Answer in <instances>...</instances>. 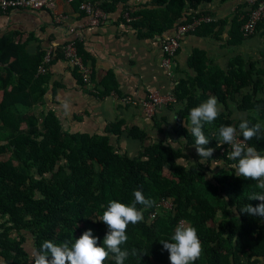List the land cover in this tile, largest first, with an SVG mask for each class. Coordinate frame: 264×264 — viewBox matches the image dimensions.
I'll return each instance as SVG.
<instances>
[{
    "label": "trees",
    "instance_id": "1",
    "mask_svg": "<svg viewBox=\"0 0 264 264\" xmlns=\"http://www.w3.org/2000/svg\"><path fill=\"white\" fill-rule=\"evenodd\" d=\"M84 1L78 0L77 6ZM91 1L107 14L125 2ZM213 1L154 0L158 10L130 15L139 17L134 25L141 35L163 36L194 17L210 16L199 7ZM241 9L229 32L232 46L258 33L264 39V22L258 24L254 35L244 34L242 28L254 7L246 0ZM222 24L225 21H215L201 28L213 31ZM76 44L89 64L82 45L78 41ZM45 54L29 55L25 45L12 36L0 38V257L4 264H34V254L41 251L43 242H67L71 246L87 230L98 238L97 246L103 247L108 232L101 221L103 212L110 201L130 205L137 190L154 205H136L143 212V221L127 228L128 241L121 246L130 253L125 264H170L169 253L161 243L173 242L171 237L182 221L197 229L203 245V254L195 264H264V218L243 213L246 205L257 207L261 203L249 197L264 190L256 186V181L236 176L232 165L238 161L229 159L230 145L217 146L221 143L220 127H234L227 107L228 101H233L240 112L249 115L250 127L261 125L258 137L246 141L244 148L255 147L264 156V69L253 63L248 68L237 57L228 72L212 70L206 53L194 52L190 66L196 75L181 81L176 89V102L183 104L177 112V135L196 150L195 137L183 126H190V110L211 96L226 106L217 120L202 129L210 141L206 147L215 151L201 162L197 152L194 158L184 146L178 148L163 140L145 145L137 157H130L115 147L107 134L66 131L52 111L43 114L39 127L37 118L30 114L44 101L48 90V67L38 75ZM107 75H98L102 95L117 89L113 74ZM120 124L113 125L109 132L123 134ZM127 131L134 140L144 142L147 138L136 127ZM237 134L244 139L240 132ZM164 202L172 207L163 206ZM133 249L141 255L132 256ZM46 255L51 261L50 252ZM103 264H116L114 254L109 253Z\"/></svg>",
    "mask_w": 264,
    "mask_h": 264
},
{
    "label": "crops",
    "instance_id": "2",
    "mask_svg": "<svg viewBox=\"0 0 264 264\" xmlns=\"http://www.w3.org/2000/svg\"><path fill=\"white\" fill-rule=\"evenodd\" d=\"M77 3L78 0L70 5L59 3L58 12L65 16L61 24L50 11L0 12V38L12 36L25 45L26 53L32 56L41 51L55 50L53 61L48 66L49 85L44 101L36 105L30 114L37 118L39 127L43 114L52 111L66 131L91 136L107 134L112 144L130 157H137L143 147L153 141L167 143L171 139L173 142L167 144L178 148L184 146L185 151L196 158V150L177 135L178 119H172L183 108L182 102L160 107L152 118L147 116L142 103L153 94L175 96L178 84L196 75L195 69L190 66L195 51L206 53L207 65L212 70L228 72L232 60L237 57L242 58L248 68L253 63L258 69H264V39L259 33L239 46L228 42L233 19L246 0H214L200 6L201 12L209 13L216 22L225 21V24L213 31L206 26L200 27L184 36L171 74L162 64L164 41L174 36L176 29L163 36L145 37L134 25L139 17L130 15L145 9L158 10L154 0H125L98 26L88 24L90 17L80 10ZM71 40L78 41L89 58L88 63L93 69L92 85L85 86L78 72L62 56V47ZM100 73L113 74V77L110 76L117 89L108 95L100 94L103 91L97 82H101L98 78ZM108 78L109 75L105 81ZM112 83L109 80V84ZM2 96L3 91L0 90V101ZM126 96L134 98L137 105L124 104L122 98ZM219 104L223 105L222 112H225L226 106ZM227 107L234 127L248 120L249 115L240 112L233 101H228ZM116 123H121L120 128L124 131L120 136L109 132ZM134 127L147 134L144 142L129 137L127 130ZM237 132H240L239 127ZM0 264H4L1 257Z\"/></svg>",
    "mask_w": 264,
    "mask_h": 264
},
{
    "label": "clouds",
    "instance_id": "3",
    "mask_svg": "<svg viewBox=\"0 0 264 264\" xmlns=\"http://www.w3.org/2000/svg\"><path fill=\"white\" fill-rule=\"evenodd\" d=\"M223 110V105L218 103L215 96H211L207 101L190 110V126L185 127L195 137L197 155L200 161L213 156L215 149L206 147L209 139L204 135L203 127L205 124H212L218 119ZM173 121L177 119L172 116ZM240 133L244 141L258 137L261 125L257 123L249 126L245 120L239 124ZM237 129L233 126H221L219 137L221 143L231 145L232 151L229 159L238 161L232 165L236 169V176H242L246 180L257 182V187L264 190V156L260 155L255 147H241L236 141ZM173 142L171 139L167 143ZM134 201L130 205L117 201H110L107 210L103 212L101 221L107 225L108 232L103 240V247L97 246L98 238L93 236L91 230L85 231L75 243L69 246L65 242L57 245L52 241H45L41 246V251L34 254V264H103L108 258L109 253L114 254L116 264H125L129 257L128 250H122L121 246L126 244L128 236L126 234L129 224L135 225L143 221V212L138 210L136 205H143L150 208L154 201L146 199L139 190L133 192ZM250 200H258L261 203L257 207L246 205L243 213L250 216L264 218V192L254 193L249 197ZM173 242L163 241V249L169 253L170 264H195L203 254V245L198 237L197 229L186 222H181L175 229L171 237ZM51 254V261L48 255ZM132 256L141 255L136 249L131 252Z\"/></svg>",
    "mask_w": 264,
    "mask_h": 264
},
{
    "label": "built area",
    "instance_id": "4",
    "mask_svg": "<svg viewBox=\"0 0 264 264\" xmlns=\"http://www.w3.org/2000/svg\"><path fill=\"white\" fill-rule=\"evenodd\" d=\"M76 1L77 0H0V12L7 13L13 10L50 11L54 14L56 21L61 24L65 16L58 12L59 3L63 2L70 5L74 4ZM247 2L250 6L254 7V9L248 14L247 21L242 31L246 36H252L256 33L258 24L264 22V0H247ZM79 8L85 15L90 17L88 24L91 26H98L107 19L108 14L90 0L80 3ZM215 21L216 20L211 16L194 17L190 22L178 26L175 30V35L164 41V58L162 64L168 73H172L173 63L180 48L182 38L187 34L196 32L202 25ZM70 31L75 32V29H71ZM61 52L67 63L78 72L82 83L85 86L92 85L93 69L90 64H86L83 57L79 54L76 40L68 41L62 47ZM54 55L55 50L49 49L46 51L43 62L38 68V75H42L46 72V68L52 63ZM122 102L126 105H137V101L130 96L122 98ZM175 102L176 98L173 95L162 96L153 94L142 103V106L147 116L152 118L160 107L170 106ZM236 141L241 144V147L247 146V142L238 134L236 136ZM229 148L232 150L231 145ZM163 206L167 208L172 207V205L167 202H164Z\"/></svg>",
    "mask_w": 264,
    "mask_h": 264
},
{
    "label": "water",
    "instance_id": "5",
    "mask_svg": "<svg viewBox=\"0 0 264 264\" xmlns=\"http://www.w3.org/2000/svg\"><path fill=\"white\" fill-rule=\"evenodd\" d=\"M176 29V28H175Z\"/></svg>",
    "mask_w": 264,
    "mask_h": 264
}]
</instances>
